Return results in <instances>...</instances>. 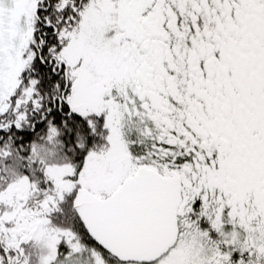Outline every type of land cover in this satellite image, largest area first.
I'll use <instances>...</instances> for the list:
<instances>
[{
	"label": "snow or ice",
	"instance_id": "1",
	"mask_svg": "<svg viewBox=\"0 0 264 264\" xmlns=\"http://www.w3.org/2000/svg\"><path fill=\"white\" fill-rule=\"evenodd\" d=\"M0 264H264V0H0Z\"/></svg>",
	"mask_w": 264,
	"mask_h": 264
}]
</instances>
